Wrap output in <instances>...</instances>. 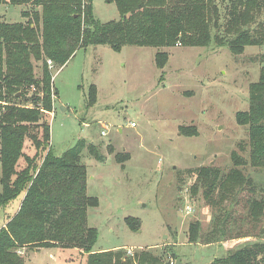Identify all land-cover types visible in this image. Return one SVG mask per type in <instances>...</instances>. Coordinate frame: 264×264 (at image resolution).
I'll return each instance as SVG.
<instances>
[{"label": "rangeland", "instance_id": "obj_1", "mask_svg": "<svg viewBox=\"0 0 264 264\" xmlns=\"http://www.w3.org/2000/svg\"><path fill=\"white\" fill-rule=\"evenodd\" d=\"M230 2L213 0L220 23ZM92 8L100 23L121 17L107 0H92ZM32 9L0 3V22H25L21 12ZM215 33L207 46L176 42L115 50L87 44L61 66L46 58L52 102L43 118L49 147L58 155L84 142L79 159L87 194L97 200L86 218L97 232L93 251L118 248L130 256L148 249L169 264L177 259L207 264L245 241H264V166L251 163L248 124L236 120L249 109L250 86L264 66V44L235 54L218 46L223 39ZM157 51L164 52L158 60L166 58L162 67L155 64ZM33 66L40 76L42 60ZM91 145L100 157L90 152ZM23 151L35 153L30 140ZM233 153L242 163L235 164ZM24 164L20 159L17 168ZM235 168L246 179L236 189L209 184L202 174L214 169L225 175ZM19 204L20 196L0 211V226ZM194 223L197 241H191ZM17 254L24 264H85L76 247L23 245Z\"/></svg>", "mask_w": 264, "mask_h": 264}, {"label": "trees", "instance_id": "obj_2", "mask_svg": "<svg viewBox=\"0 0 264 264\" xmlns=\"http://www.w3.org/2000/svg\"><path fill=\"white\" fill-rule=\"evenodd\" d=\"M107 1L115 4L120 19L98 22L92 0H0L33 8L21 12L25 22H0V101L11 103L0 105V211L20 196L12 218L0 226V264H24L17 254L23 245L76 247L85 264H169L148 249L130 256L118 248L93 251L97 232L86 218L97 200L87 194L86 168L79 159L84 142L79 140L58 155L49 147V124L43 118L52 102L47 57L61 66L77 47L87 44H108L115 50L176 42L207 46L212 31L223 39L218 46H228L235 54L246 46L264 44V15L259 17L264 0H231L223 23L213 0ZM163 54L155 53L158 67L166 61L158 60ZM39 60L42 71L36 76L33 61ZM18 98L22 104H17ZM93 99L94 93L89 103ZM248 103L249 109L239 112L236 120L248 124L251 163L264 166V66L250 86ZM26 139L35 148L33 155L23 151ZM90 152L100 157L92 145ZM20 159L25 164L18 169ZM232 160L242 163L236 153ZM202 174L207 183L219 181L227 190L246 181L238 168L225 175L214 169ZM191 226L195 230L191 241H197L199 225ZM207 264H264V241H245Z\"/></svg>", "mask_w": 264, "mask_h": 264}, {"label": "built area", "instance_id": "obj_3", "mask_svg": "<svg viewBox=\"0 0 264 264\" xmlns=\"http://www.w3.org/2000/svg\"><path fill=\"white\" fill-rule=\"evenodd\" d=\"M130 125H131V126H134V125H135V122H133V121L130 122ZM101 133L104 134L105 132H104V131H101Z\"/></svg>", "mask_w": 264, "mask_h": 264}, {"label": "water", "instance_id": "obj_4", "mask_svg": "<svg viewBox=\"0 0 264 264\" xmlns=\"http://www.w3.org/2000/svg\"><path fill=\"white\" fill-rule=\"evenodd\" d=\"M261 231H263V230H261ZM180 262H179V259H177V264H179Z\"/></svg>", "mask_w": 264, "mask_h": 264}]
</instances>
